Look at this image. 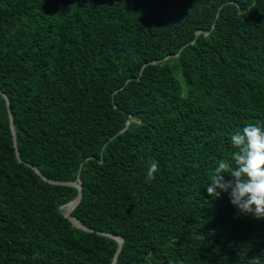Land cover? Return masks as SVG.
I'll return each instance as SVG.
<instances>
[{
    "label": "trees",
    "instance_id": "trees-1",
    "mask_svg": "<svg viewBox=\"0 0 264 264\" xmlns=\"http://www.w3.org/2000/svg\"><path fill=\"white\" fill-rule=\"evenodd\" d=\"M0 90V264H111L98 230L117 264H264V219L207 192L264 124V0H0Z\"/></svg>",
    "mask_w": 264,
    "mask_h": 264
},
{
    "label": "clouds",
    "instance_id": "clouds-1",
    "mask_svg": "<svg viewBox=\"0 0 264 264\" xmlns=\"http://www.w3.org/2000/svg\"><path fill=\"white\" fill-rule=\"evenodd\" d=\"M230 141L236 151L230 159L219 161L207 192L213 198L227 193L231 204L241 214L264 219V124H246L231 134ZM157 171L158 162H152L146 179L154 180ZM69 203L63 204L61 209L64 211ZM248 264H260V258H252Z\"/></svg>",
    "mask_w": 264,
    "mask_h": 264
},
{
    "label": "water",
    "instance_id": "water-1",
    "mask_svg": "<svg viewBox=\"0 0 264 264\" xmlns=\"http://www.w3.org/2000/svg\"><path fill=\"white\" fill-rule=\"evenodd\" d=\"M1 91V90H0ZM2 94L6 97L7 99V106H8V112H9V119H10V126H11V129H12V132L14 134V144L16 146V151H17V155L18 157L22 159V157L20 156L19 154V149H18V144H17V137H16V126H15V119H14V115H13V112L11 111V107H10V99L8 98V96L6 95L5 92L1 91ZM25 161V160H24ZM27 162V161H25ZM28 163V162H27ZM36 169V171L41 174L43 176V178L45 179H48L47 176L43 175L42 172L37 168V167H34ZM51 182H54V183H60V184H68V185H73V186H76L78 188V193L76 195V197L70 201L69 203V207L67 209H64V214L65 216H67L70 220H72L77 226H80L82 227L83 229H87V230H93V228L85 225L81 219H79L78 217H76L75 215L72 214V211L78 206V204L80 203L81 199H82V196H83V184H82V181L80 179H77V180H50ZM99 233H102V234H106V235H109V236H113V237H116L119 241V246H118V249H117V252L114 256V259L112 261L111 264H117L118 263V258H119V253L122 249V246H123V242H124V239L123 237H121L120 235H114L112 233H109V232H106V231H101V230H98Z\"/></svg>",
    "mask_w": 264,
    "mask_h": 264
},
{
    "label": "bare ground",
    "instance_id": "bare-ground-1",
    "mask_svg": "<svg viewBox=\"0 0 264 264\" xmlns=\"http://www.w3.org/2000/svg\"><path fill=\"white\" fill-rule=\"evenodd\" d=\"M69 206L68 205H65V208L67 209Z\"/></svg>",
    "mask_w": 264,
    "mask_h": 264
},
{
    "label": "rangeland",
    "instance_id": "rangeland-1",
    "mask_svg": "<svg viewBox=\"0 0 264 264\" xmlns=\"http://www.w3.org/2000/svg\"><path fill=\"white\" fill-rule=\"evenodd\" d=\"M64 209H65V207H64Z\"/></svg>",
    "mask_w": 264,
    "mask_h": 264
}]
</instances>
